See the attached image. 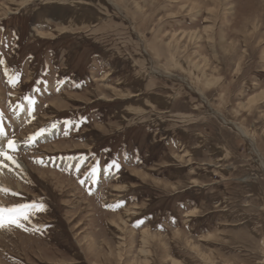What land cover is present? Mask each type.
<instances>
[{
    "label": "rangeland",
    "instance_id": "1",
    "mask_svg": "<svg viewBox=\"0 0 264 264\" xmlns=\"http://www.w3.org/2000/svg\"><path fill=\"white\" fill-rule=\"evenodd\" d=\"M226 122L264 159V0H0V203L47 205L0 264H264V171Z\"/></svg>",
    "mask_w": 264,
    "mask_h": 264
},
{
    "label": "snow or ice",
    "instance_id": "2",
    "mask_svg": "<svg viewBox=\"0 0 264 264\" xmlns=\"http://www.w3.org/2000/svg\"><path fill=\"white\" fill-rule=\"evenodd\" d=\"M18 77L14 78L12 83H16L18 81ZM28 100L30 105H34L35 101L31 97H25ZM68 124H72V121H66ZM57 127L56 123L51 125V128L54 129ZM49 129H40L38 133L29 138V142H35L37 136L44 135ZM0 135H4V129L0 128ZM17 151L16 142L13 140H9L7 144V150L3 147H0V168H7L9 165L6 162H11V164L15 165L17 168L20 167L17 159L11 153ZM71 159V158H70ZM84 159V157H81ZM42 163V161H40ZM115 169L120 168V164L115 160L112 161L111 164L107 166L109 172H111L112 168ZM79 171V169H77ZM100 173L99 163L96 166L92 167L91 171L85 174L86 179H91L93 184L98 182ZM81 184L85 183V179L80 180ZM0 191L10 192L11 190L7 188H0ZM91 194V191L89 192ZM12 195H17V193L13 192ZM124 202H118L116 205H110L108 207H112L113 210L115 208L121 207ZM47 211V205L43 202L32 201L30 203H19L14 205H4L0 203V230L3 231H11L13 228H21L25 231H28L26 227V223H30L32 219L40 212Z\"/></svg>",
    "mask_w": 264,
    "mask_h": 264
},
{
    "label": "bare ground",
    "instance_id": "3",
    "mask_svg": "<svg viewBox=\"0 0 264 264\" xmlns=\"http://www.w3.org/2000/svg\"><path fill=\"white\" fill-rule=\"evenodd\" d=\"M31 107V106H30ZM29 106L28 107H26L25 109H24V113H28V112H31V108H30ZM227 123V122H226ZM228 124V123H227ZM228 125H232V127H234V129L236 130V132L244 139V140H246L247 142H249L250 144H251V146H253V148H254V150H255V152H256V154L258 155V158H259V160H260V162H261V166H262V168H263V171H264V159L262 158V156H261V154H260V152L258 151V149L256 148V145H255V142H254V140L249 136V135H247V133L241 128V127H239V126H237V125H235V124H233V123H230L229 122V124ZM49 138V137H48ZM19 165H20V167H21V163H19ZM64 166H67V167H70V168H80V166H81V163L80 162H78V161H76V160H65L64 161ZM7 237V236H6ZM10 237V236H9Z\"/></svg>",
    "mask_w": 264,
    "mask_h": 264
}]
</instances>
